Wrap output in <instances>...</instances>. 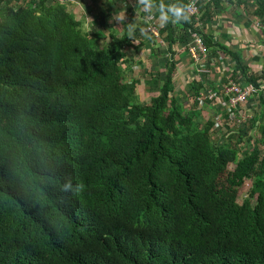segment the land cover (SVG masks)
<instances>
[{"label": "trees", "instance_id": "trees-1", "mask_svg": "<svg viewBox=\"0 0 264 264\" xmlns=\"http://www.w3.org/2000/svg\"><path fill=\"white\" fill-rule=\"evenodd\" d=\"M68 1L0 0V264H264V59L251 69L233 24L222 37L211 26L229 2L264 45V0H197L199 21L166 27L135 0H96L90 36ZM116 4L139 12L136 43L127 28L104 31ZM195 33L207 70L226 74L219 91L230 79L257 87L238 111L204 117L207 73L176 90L183 53L198 71ZM128 49L150 51L145 86L157 94L143 102Z\"/></svg>", "mask_w": 264, "mask_h": 264}, {"label": "rangeland", "instance_id": "rangeland-1", "mask_svg": "<svg viewBox=\"0 0 264 264\" xmlns=\"http://www.w3.org/2000/svg\"><path fill=\"white\" fill-rule=\"evenodd\" d=\"M94 1H96V0H69L67 2L69 5L68 6L69 10L74 14V16L76 17V20L81 22L82 30L84 32H87V34L89 36L94 35V31L96 29H98V24H97V17L98 16H97V10L95 9ZM126 1H127V3L130 2L129 5H132L134 2V0H126ZM120 7L121 8L119 9V5H117V4L114 6L115 12L112 15V18L109 20L108 25L106 27H104L106 29L104 31H108L107 29H109V28H115L118 30V32H121L127 28V23H131V22L134 23L136 25V27L141 26L143 21H142V18L139 16V12H136L133 16H131L130 13L127 12V7L124 10H123L124 7H122V4ZM227 7L228 6H226V8ZM249 8H251V7H249ZM122 11H124L126 14L125 23L124 22L119 23L118 21L113 19V16L116 13H120ZM224 13H225V11L222 14H224ZM228 16H229V14H228ZM242 19H243V21L242 20L240 22L238 21V27H239L238 30H236L234 28H230L228 31L234 32L235 37H237L238 41H240L239 44H242V45L244 43L246 44V47H244L243 49L245 50V56L247 58H249V61H251L250 60L251 56H254V57L260 56L261 57L260 61L263 62L264 50H262L261 48H264V45L258 44L257 39H256L257 34H258L257 31L254 30V32L253 31L251 32L250 28H249L252 26L256 27L257 23L255 21L252 22V21L248 20V17H246V18L244 17ZM222 20H227V18L226 17H220L219 21H222ZM151 22H152V20H151ZM219 25L221 26V24H218V23L214 24L212 28L216 29V31H217L216 35L218 37H222V36H220V33L223 32V30L217 29V27ZM246 25H249V27L245 28ZM89 27L91 28L90 32H88V30H87ZM109 40L110 39H106L105 43H108ZM158 43H161V41H158ZM226 44L230 45L231 43L226 41ZM159 47H161V46L157 45L154 48L158 49ZM182 50H183V48H182ZM183 52H184V50H183ZM149 53H150V51L147 49L140 50L138 53L135 52L133 49L127 50V56L126 57H127V60L131 63V71H132L131 74H128L127 80L128 81L135 80L137 82L136 86H135V91L139 97L140 102H143L144 96L146 95V91H148V90H146L145 83L149 78L146 77V75H148V73L150 72V69H152L151 62L149 61ZM260 53H262V56L260 55ZM185 57L186 56L183 53L182 54V60H181L182 65L178 66L177 76L175 78L176 90H178V93L182 96H184V94L188 90L190 82H192L195 79L201 78V76H198L197 78H195L197 75H199V72H194V70H190V67L193 66V63H190V61H192V60L185 59ZM222 58L224 61L222 63L225 65V67H227L228 66L227 62H230V59L224 57V55L222 56ZM129 65L130 64L127 65V63H125L123 68H126ZM256 66L257 65L254 63L253 67H251V69H255ZM206 67H208V66L206 65ZM159 70L164 71V66H159ZM205 73L208 74V79L214 81L215 90L219 92V90L217 88H220L219 84H222L224 82V78L226 77L225 76L226 74L222 77L223 72H221L222 75L220 77H216L214 71L207 70V72H205ZM201 74H203V73H201ZM204 92H206V91H204ZM149 93L151 95L157 94V92H149ZM192 104H194V102H192ZM190 108H192V107H190V105L186 106L187 110H189ZM203 108L205 110L207 109V112H206L204 117L208 120H213L215 118L214 114H215V111H216L215 109L217 108V106L212 105V107H211L212 109H211L210 107L203 105ZM247 109H250V108L248 107ZM249 111H250V113H248V114H254L256 112L255 108L253 110H249ZM226 112L227 111L223 112L224 117H225ZM219 115H220L219 121H221L222 120V113H219ZM225 123L227 124L226 120H225ZM228 123H229V127L232 130H234L235 128L238 127L235 124L236 122L231 120V119H229ZM231 168H233V166H231Z\"/></svg>", "mask_w": 264, "mask_h": 264}, {"label": "built area", "instance_id": "built-area-1", "mask_svg": "<svg viewBox=\"0 0 264 264\" xmlns=\"http://www.w3.org/2000/svg\"><path fill=\"white\" fill-rule=\"evenodd\" d=\"M189 4L192 5L190 9L192 13L191 16L195 18L196 21H199L200 10L198 7V1L192 0ZM188 51L193 55L195 59V65L198 67L197 72H199V76L201 73L204 74L205 72H207V68L205 65L208 59L207 51L203 42V37L200 34H193V41L192 43H190ZM261 80L263 81V88L264 72ZM257 90V87H255L253 84L243 85L240 82H236L233 79H230L227 84L223 86L221 91L218 92L213 88L209 89L207 92L202 93V95L199 97V101L202 102L207 97V99L212 101L214 103V106H217L218 109H221L220 107L225 106L229 112H233L238 111L246 103L249 97ZM227 109L225 110L227 111ZM250 117V115L243 114L240 118H236V124H240L243 120H247Z\"/></svg>", "mask_w": 264, "mask_h": 264}, {"label": "clouds", "instance_id": "clouds-1", "mask_svg": "<svg viewBox=\"0 0 264 264\" xmlns=\"http://www.w3.org/2000/svg\"><path fill=\"white\" fill-rule=\"evenodd\" d=\"M135 4L139 5L145 13H148L150 16L158 13V22L161 27H166L168 24L179 25L182 23H187L191 19V4H184L182 2H175L165 4L163 0H135ZM91 19V18H90ZM113 19L116 21L124 22L126 19V14L124 11L116 13L113 16ZM88 32L91 31L89 27ZM136 25L134 23H127V37L133 42L136 43L135 33ZM123 36H121V39ZM71 187V184H66V190Z\"/></svg>", "mask_w": 264, "mask_h": 264}, {"label": "crops", "instance_id": "crops-1", "mask_svg": "<svg viewBox=\"0 0 264 264\" xmlns=\"http://www.w3.org/2000/svg\"><path fill=\"white\" fill-rule=\"evenodd\" d=\"M233 2H235L234 0H233ZM226 6H228L227 8H226ZM224 9H226L225 10V13L224 14H222L221 16H219V17H226L227 18V20H222V21H217L216 23H218V24H229V23H232L233 24V28L234 29H236V30H238V21L240 22L241 20L243 21V19L242 18H246V17H248V20H250V21H252V22H256L257 23V21L251 16V15H249V16H246V12H245V10L244 9H239V8H233V5L231 4V3H229V2H226V3H224ZM250 9V8H249ZM236 10V13H237V15H239V16H241V15H243V16H241L242 18H238L237 19V21L236 20H232V19H230L229 18V16H230V14H232L234 11ZM250 11V10H249ZM224 11H222L221 13H223ZM228 14H229V16H228ZM211 26H213V23L211 24ZM249 27V25H246L245 26V28H248ZM250 28V31L252 32V31H254V29L256 28V27H254V26H252V27H249ZM217 29L218 30H223V26H219V27H217ZM228 35H230V36H232L233 37V40L235 41H233V43L234 44H236V43H239L240 41H238V39H237V37H235V35H234V32H230V31H228ZM259 42H261V41H259ZM262 45V44H261ZM242 47L244 48V47H246V45L245 44H243L242 45ZM262 50H264V48H261ZM260 55L262 56V53H260ZM260 56H257V57H254V56H251L250 57V62H251V64H250V67H253V64L255 63L257 66L255 67V69H257V68H262L261 67V61H260ZM249 60V59H248ZM257 60V61H256ZM228 63H230V62H228ZM180 65H182V62L180 63ZM190 70H195V66L193 67H190Z\"/></svg>", "mask_w": 264, "mask_h": 264}, {"label": "bare ground", "instance_id": "bare-ground-1", "mask_svg": "<svg viewBox=\"0 0 264 264\" xmlns=\"http://www.w3.org/2000/svg\"><path fill=\"white\" fill-rule=\"evenodd\" d=\"M151 20H152V17H149L147 19V22H148V25H149L148 28H147V31L152 33V35L154 36L155 40L158 43V41H161L160 37H159V34H158V29L152 24Z\"/></svg>", "mask_w": 264, "mask_h": 264}]
</instances>
